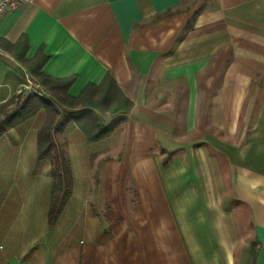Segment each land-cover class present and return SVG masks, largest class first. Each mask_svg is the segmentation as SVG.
<instances>
[{
    "label": "crops",
    "instance_id": "0c3cea01",
    "mask_svg": "<svg viewBox=\"0 0 264 264\" xmlns=\"http://www.w3.org/2000/svg\"><path fill=\"white\" fill-rule=\"evenodd\" d=\"M24 47L71 96L109 73L133 106L105 139L58 136L53 223L47 110L0 136V264H264V0H33L0 17V104Z\"/></svg>",
    "mask_w": 264,
    "mask_h": 264
},
{
    "label": "trees",
    "instance_id": "16d2710c",
    "mask_svg": "<svg viewBox=\"0 0 264 264\" xmlns=\"http://www.w3.org/2000/svg\"><path fill=\"white\" fill-rule=\"evenodd\" d=\"M22 42L27 43L23 36ZM7 43V41H4ZM11 47L14 45L10 44ZM26 48L16 52L19 61L41 82L46 94L36 96L21 92L0 104V136L10 127L26 120L40 108L47 110V118L38 132V156L51 162L53 186L49 208V220L55 222L71 193L73 183L71 166L67 154V143L58 138L73 121L78 122L90 142L112 135L126 121L133 106L118 87L114 77L107 74L99 85L88 84L79 97L69 94L75 76L53 78L44 71L48 57L40 50L32 59L25 57ZM108 107V108H107ZM109 109L112 118L103 121L99 111Z\"/></svg>",
    "mask_w": 264,
    "mask_h": 264
},
{
    "label": "built area",
    "instance_id": "2783aa9c",
    "mask_svg": "<svg viewBox=\"0 0 264 264\" xmlns=\"http://www.w3.org/2000/svg\"><path fill=\"white\" fill-rule=\"evenodd\" d=\"M32 1L33 0H0V17L8 12L16 11ZM22 89L36 96H44L46 94L45 88L41 82L28 71L24 74Z\"/></svg>",
    "mask_w": 264,
    "mask_h": 264
},
{
    "label": "rangeland",
    "instance_id": "374dc122",
    "mask_svg": "<svg viewBox=\"0 0 264 264\" xmlns=\"http://www.w3.org/2000/svg\"><path fill=\"white\" fill-rule=\"evenodd\" d=\"M108 108V107H107ZM106 110H109V109H106ZM106 110H104V111H106Z\"/></svg>",
    "mask_w": 264,
    "mask_h": 264
}]
</instances>
